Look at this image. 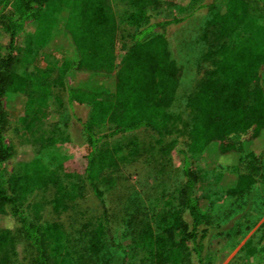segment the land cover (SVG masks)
<instances>
[{"label": "trees", "instance_id": "1", "mask_svg": "<svg viewBox=\"0 0 264 264\" xmlns=\"http://www.w3.org/2000/svg\"><path fill=\"white\" fill-rule=\"evenodd\" d=\"M119 1L126 6L120 22L134 27L136 33L112 75L117 20L109 0H0V30L7 37V52L0 57V217L12 222V227L0 224V264H102L100 256L107 245L127 255L113 241L98 186L111 183L103 175H111L119 166L118 149L107 140L139 130L163 138L174 130L179 117L169 110L182 73L169 57L163 30L183 18L152 23L148 8L157 0ZM205 7L209 26L227 38L248 22L251 11L264 16V0H213ZM25 28L33 34L19 57L16 40ZM153 29L158 33L142 40ZM256 40V44L249 38L229 40L205 55L211 70L187 101L191 122L185 128L186 151L180 152V185L161 211L134 212L126 221L130 244L140 253L139 264H206L204 254L219 226L209 219V199L197 194L200 175L187 155L204 156L207 169L215 165L234 169L243 153L253 157L264 151V94L256 85L264 66V32ZM39 44L43 56L64 53L59 65L30 75L15 73L13 66L28 62L31 46ZM54 88L63 91L71 110L76 106L88 110L84 120L77 119L86 145L81 176L69 173L64 158L50 153L56 143L68 140L60 131L43 129ZM21 99L24 104L16 122L38 145V155L24 164L22 173H14L7 168L12 151L5 138L11 122L5 104ZM102 126L107 127L106 133L98 131ZM248 131V140L237 145L228 139ZM217 180L222 192L238 197L255 184L252 175L232 172L219 174ZM85 184L102 214L81 226L84 244L80 249L60 224L30 222L24 217L23 207L35 191L50 193L48 203L54 211L65 212L74 207ZM257 254L264 264V242Z\"/></svg>", "mask_w": 264, "mask_h": 264}, {"label": "rangeland", "instance_id": "2", "mask_svg": "<svg viewBox=\"0 0 264 264\" xmlns=\"http://www.w3.org/2000/svg\"><path fill=\"white\" fill-rule=\"evenodd\" d=\"M148 10L152 15V23L171 21L175 17L183 19L168 25L163 33L167 40L170 59L181 69L182 76L169 112L179 117L171 134L159 138L155 132L139 130L126 135H118L107 140L112 148H117L118 168L105 173L111 183H99L103 191L107 215L110 222V233L113 241L119 244L127 255L118 248L105 246L101 253L102 264H139L140 253L130 244L127 235L126 221L134 212L161 211L165 203L175 195L182 180L181 151H186L187 135L185 129L191 122V112L187 106L188 98L211 70V64L205 55L222 43L234 42L241 38H249L258 43L264 32V16L251 11L248 22L227 38L209 26L210 13L205 5L213 0H157ZM115 13L117 28L114 33L115 67L112 75L120 67L121 60L128 47L134 41L136 29L120 22L126 6L119 0H109ZM220 9V5L215 6ZM128 11V10H127ZM158 33L153 29L142 37L145 40ZM29 28L19 34L16 40L15 53L24 55V45L32 35ZM7 37L0 30V57L7 52ZM64 56L63 52H53L43 56L40 44L31 46L28 62H18L13 71L22 75H30L46 67H57ZM106 80L107 78H102ZM264 94V66L259 70L256 83ZM24 100L9 101L5 104L11 119L5 132V138L12 151V158L7 163L9 171L22 173L24 164L38 155V145L16 122L22 112ZM88 110L84 106L68 108L63 91L52 90V108L45 131H60L68 137L66 142L56 143L50 153H57L64 158V167L69 173L81 176L85 163V141L77 119L84 120ZM100 133H106L107 127H100ZM251 131L246 134H233L228 137L234 144L248 140ZM160 139L161 143L157 140ZM46 155V154H45ZM47 156L44 158L46 159ZM239 165L230 169L215 165L207 169V160L202 155H187L191 167L200 175L196 183L197 194L209 199L208 215L213 225L219 229L204 254L206 264H260L257 248L264 242V151L254 153L253 157L243 153ZM109 172V171H108ZM223 172L250 174L255 184L244 196H230L222 192L218 176ZM73 182L76 183L75 179ZM82 195L74 203V207L65 212L54 211L48 203L50 193L35 191L24 205V217L35 222L58 223L71 237L77 249L84 244L81 226L101 217L102 209L98 205L89 186L85 184ZM37 214L36 216H34ZM3 227H12L8 217H0ZM130 246V247H129ZM129 247V248H128ZM18 252L21 250L19 247Z\"/></svg>", "mask_w": 264, "mask_h": 264}]
</instances>
